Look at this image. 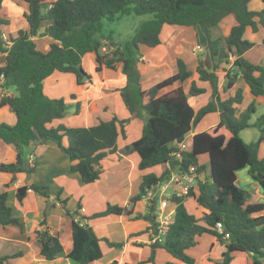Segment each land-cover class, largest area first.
Returning <instances> with one entry per match:
<instances>
[{
	"label": "trees",
	"instance_id": "1",
	"mask_svg": "<svg viewBox=\"0 0 264 264\" xmlns=\"http://www.w3.org/2000/svg\"><path fill=\"white\" fill-rule=\"evenodd\" d=\"M3 1L0 0V7ZM250 1L25 0L27 10L23 16L27 29H18L15 36L10 34L7 37L10 43L3 40L1 31L9 21L0 18V52L5 53V63L0 66V75L4 77L1 85L11 84L15 88L14 94H0V110L5 108L16 116L14 124L0 121V140L13 144L17 157L22 156V148L30 141L53 140L68 158V171L77 173L80 182L85 184L100 178L102 161L115 152L118 137H126L125 125L129 117L141 118V135L126 149L139 155V170L156 165L167 167L158 175L154 172L142 175L138 192L129 199L130 206L146 196L151 187L168 180L172 172L188 173L190 166L194 167L190 173L194 174L197 193L189 187L184 195H171L170 200L175 204L172 222L163 239L151 244L149 257L138 263L156 264L155 249L163 248L173 258L185 264H194L195 260L187 250L197 244V235L208 233L225 247L219 264H230L234 251L248 253L251 264H264V199L255 200L251 189L236 183L237 170L246 167L250 179L264 190V157L258 155L259 145L264 142V112L251 121L256 110L255 101L239 111L243 98L241 88L222 99L218 91L220 76L216 73L217 70L225 71L224 92L232 88L240 75L253 96H264V63H253L243 56L254 45L243 37L245 29L256 32L259 27H264V7L249 9ZM130 14H150L151 17L140 22L124 49L115 45L111 55L103 54L102 42L95 37L101 27V19L113 20ZM229 14L234 16L235 24L227 35L213 37L211 28ZM43 22L46 24L40 31ZM164 25L189 26L195 31L196 43L202 51L195 68L197 81L207 82L211 90L208 102L196 110L189 104L188 98L204 93L206 88L199 86L195 80H191L187 89L183 87V82L191 77L192 71L181 58H176L173 74L148 88L141 85L138 47L140 44L148 47L158 45ZM35 36L51 39L46 50L37 47ZM88 53L94 54V71L101 70L102 66L115 69L116 64L121 63L120 72L126 82L116 90L129 117L120 119L114 114L88 126L53 125L54 120L65 115L66 101L63 97L45 95L43 82L55 72L73 74L77 85L91 81V73L82 66V60ZM231 57L234 58L230 63ZM164 88L170 89L161 92ZM76 96V93L70 94L71 98ZM80 109V101H76L73 113L78 114ZM213 111H219V122L194 133L190 145L178 150L177 143L184 140L204 115ZM249 127L257 129L258 137L246 142L240 131ZM177 150L178 154H174ZM205 153L209 156V166L198 160V156ZM207 169L205 178H200ZM0 171L11 175L5 184L8 186L15 181L17 172L32 173L34 167H24L18 161L0 162ZM28 190L45 198L49 196L46 185L32 181L16 188V201L21 203ZM60 193L59 190L57 198ZM185 197H192L203 207L201 217L197 218L187 210ZM156 198L148 199L143 214H132V207L109 202L103 210L88 216L80 213V202L72 211L65 209L71 219L72 240L66 257L78 264H87L102 257L101 241L109 247L122 246V242L99 237L87 223L91 218L125 214L132 219L149 221V227L155 231ZM7 199V190H0V225L22 227ZM65 201H61L63 206ZM217 222L222 225L221 231L216 228ZM34 232L40 246L39 254L43 258L51 260L63 253L59 235L52 233L47 224L46 209ZM225 233L228 237L224 236ZM19 255L20 251L0 256V264ZM110 264H117V261L113 260ZM161 264L179 263L168 260Z\"/></svg>",
	"mask_w": 264,
	"mask_h": 264
},
{
	"label": "crops",
	"instance_id": "2",
	"mask_svg": "<svg viewBox=\"0 0 264 264\" xmlns=\"http://www.w3.org/2000/svg\"><path fill=\"white\" fill-rule=\"evenodd\" d=\"M254 3H256L257 7L252 10H259L264 7V0H251L248 3V8L251 9L250 5ZM26 10L27 3L25 0H4L0 7V18L7 19L9 24L1 28L2 34L6 37L10 34L15 36L18 29L26 30L27 23L23 16ZM45 24L46 23L44 22L42 23L40 31L43 30ZM234 24L235 18L232 14H229L225 16L216 26L211 28V34L213 37L225 36ZM249 31L250 33L252 32L250 28H246L243 34V37L248 40H250V38L247 37V33ZM260 31H264V27H259L256 32L252 33L256 34ZM185 36L188 37L189 40H186ZM33 38L37 47L42 50H46L48 43L51 40L47 36H35ZM263 38L264 36L258 41H252L254 43L253 47L243 54L246 59L252 61L253 63H264V54L263 56L260 54V56L255 59L249 56L252 48L258 46L259 43L264 44L262 42ZM187 46L189 47L186 48ZM138 51L140 56L138 62L141 74L140 82L143 88H148L158 80L173 74L176 71V58H181L186 62L188 69L192 71L191 77L183 82V87L187 89L191 80H195L199 86L206 88L204 93L189 96V104L194 110H196L208 102L211 96L209 84L207 82L197 81L198 75L195 72V68L199 57H201L200 53H202V51L196 43L195 31L192 27L183 25H164L160 32V43L154 47H148L144 44H140ZM87 57L90 61L94 59V54L88 53L86 58ZM233 58L234 57L230 58V63L233 61ZM4 63L5 53L0 52V66ZM90 65L95 67V61ZM229 66L230 64L227 65V67ZM109 69L110 68L102 66L101 70L95 71L96 75H92L91 81H86L81 85L76 84L74 75L70 73L55 72L51 76L47 77L43 82V91L45 95L51 98L63 97L66 104L70 103L72 100H74V102L80 101L81 105V109L78 114H74L72 110L65 109V115L54 120L52 124L57 125L58 123H64L66 125H71L72 120L78 116H83V121L80 124H83L84 126L95 124L100 118L109 119L114 114H116L120 119L129 117L127 109L122 104L119 92L116 90V88L123 86L126 82L125 76L120 72L121 63H117L116 69ZM216 73L220 76L218 91L219 96L222 99L235 92L237 88L242 89L243 98L239 104V111L245 109L251 101L256 100L257 96L255 97L250 93L249 87L240 75L232 88L229 91L224 92L222 85L224 83L225 71L217 70ZM66 74L69 76L71 83H73L70 84L69 91L67 93L64 92L63 95L61 90L58 89V85L62 79L61 76L66 77ZM107 78H109L110 81H108ZM98 82L102 84H97ZM170 88H164L161 92ZM87 90H90V93L93 95L83 101L80 95L81 93H86ZM2 92L9 94L15 93L9 91V87L6 85L0 87V94ZM71 93H76L77 96L75 98H71ZM115 104H117V109ZM128 120L129 121H127L125 125L126 137H118L115 152L109 154L102 161L101 176L98 180L93 182L83 184L80 182L79 175L77 173H70L68 171V158L60 149H58L55 142L48 138L41 139L40 141H30L22 148L21 158H27L29 160L28 167H34V171L30 173V176H28V172L25 171L17 172L15 175V181L10 183L8 186H5V184L9 182L11 175L0 171V190H7V200L13 208V215L18 217L19 221L22 222V227L13 224L5 226L0 225V256L11 255L19 251L21 252V255L7 259L5 264H78L76 261L66 257V254L71 249L72 240L70 231L71 219L65 213V209H69L70 211L74 210L77 206V202H80L81 204L80 213L85 216H88L93 212L103 210L106 206V202L132 207V214H143L146 211V204L150 198L148 195L136 201L131 206L129 204L130 197L136 194L133 188V182L136 180L137 182L141 181L142 175L149 172H154L158 175L162 172L164 167H167V165H156L142 170L137 168V164L140 159L139 155L136 151L127 150L126 147L130 145L134 139L141 135L143 121L138 117H129ZM219 120V111L207 113L184 138V141L186 140L185 142L189 146L191 143V136L194 133L203 131L217 124ZM0 121L14 124L16 116L14 113L8 112L5 108H3L0 110ZM252 128L249 127L240 131V136L244 141L249 142L258 137V131L249 132ZM130 129L133 130L131 131ZM244 132L248 135L247 139L242 136V133ZM258 155L259 157H264V142H261L259 145ZM17 158V152L14 145L0 140V162L17 161ZM198 160L199 163H204L209 166L208 154L205 153L199 155ZM42 161L44 164L48 162L50 164V166L44 170L47 172L45 178L47 179V183L52 182V184L56 186L57 192L60 190L61 193L59 198H57L53 193H50L48 198H45L33 190H28L22 202H17L15 198V191L18 186L32 181L36 182L43 178V176L37 171L38 168L43 165ZM59 164L62 165L63 169L62 167H59ZM59 168L61 169L59 170ZM208 169L203 175H200V178H205ZM67 174H70L72 178L74 177V179L80 183L77 185L79 189L83 190L88 186H94L97 188L92 191V193H83L81 192L82 190L79 191L76 195L78 196V199L74 207L69 204L70 199L67 196L68 194L62 182V180H68ZM109 177L112 179L109 180ZM236 183L243 188L251 189L255 200L264 199V190L250 179L246 167L237 170ZM184 185L192 187L193 191L197 193V185L194 182V177L191 183H188L186 178L179 177L178 181L168 179L167 183L159 182L157 184L155 192L157 200L164 189L166 190L171 188L173 194H178L182 192ZM149 192H152L151 188L149 189ZM30 197L41 201V208L39 210H35L33 205H28L26 203ZM64 199L66 201L63 206L61 201ZM59 205H61V209L57 210V206ZM184 205L190 213L195 215V217L199 218L202 216L203 207L197 204L192 197H185ZM174 208L175 204L172 201L171 203L167 201L165 207L166 211L172 210L174 212ZM45 209L47 210V224L50 231L54 234H58L63 244V253L51 260H47L39 254L40 246L34 232V230L39 227V222L43 217ZM53 210H56L57 213L52 218L51 212ZM262 215L264 216V210ZM77 216L80 218L79 215ZM62 223L68 224L67 243H64L62 237L60 236ZM87 223L93 228L94 232L99 237L105 236L111 241L123 243L121 247L115 248L109 247L104 241H101L100 247L103 253L102 257L87 264H110L113 260H116L117 264H139V261L147 259L151 254V244L153 243L151 236L153 230L149 227V221L145 219H132L130 216L125 214H109L102 217L88 219ZM196 240L197 244L187 250V253L194 258V264H219L221 253L225 248L224 245L213 235L208 233L197 235ZM232 256L230 264H251L249 254L244 251H234L232 252ZM168 260L176 261L179 264H185L184 262L173 258L163 248L155 249L154 262L156 264H161Z\"/></svg>",
	"mask_w": 264,
	"mask_h": 264
},
{
	"label": "rangeland",
	"instance_id": "3",
	"mask_svg": "<svg viewBox=\"0 0 264 264\" xmlns=\"http://www.w3.org/2000/svg\"><path fill=\"white\" fill-rule=\"evenodd\" d=\"M256 7H257L256 3L250 5L251 9H255ZM149 17H151L150 14H144V15L130 14V15H125V16L119 17V18H115L113 20H108L106 18H102L101 19V27H100L99 31L96 33V35H95V37L97 39L101 40V42H102L101 52L103 54H106V55L109 56V55H111L115 45L116 46H120L121 48L124 49L127 41H129L131 39V37L135 33L137 27L139 26L140 22L142 20H144V19L149 18ZM247 35H248L247 37L250 38V41H258L261 37L264 36V31H260V32H258L256 34H254L252 32L250 33V31H249L247 33ZM185 38H186V40H189L188 37L185 36ZM188 47L189 46H187L186 48H188ZM260 54H262V56L264 54V44H262V43H259L258 46H255L254 48H252L250 53H249V56H251V57H253V59H255L256 57H259ZM92 62H94V59L89 61L88 57H87L84 60H82V66L84 67V69L86 71H88L89 73H91V75L94 76V75H96V72L94 71V67H92L90 65ZM61 78L62 79L60 80V84L58 85V89L61 90V92L64 95V92L67 93L69 91L70 84H72L73 82L71 83V80H70V78H69V76L67 74H66V77L65 76H61ZM107 79H108V81H110L109 78H107ZM97 84H102V83L98 82ZM7 86L9 87V91L15 92V88H14L13 85L8 84ZM82 92H85V91H82ZM87 92L83 93V94L81 93V95H80L81 99L83 101L86 98H90L93 95L92 93H90L91 92L90 90H87ZM254 104H255L256 110H255L254 114L252 115L251 121H253V119H256V117L258 115H260L261 113L264 112V96H257ZM74 105H75V102H74V100H72V101H70V103L66 104V109L73 111ZM115 107H116V109L118 108L117 104H115ZM116 113L118 114L117 111H116ZM82 119H83V116H78L77 118L73 119L72 122H71V126L83 125V124H80L83 121ZM130 130L132 131L133 129H130ZM249 132L250 133L251 132H257V130L255 128H252V129L249 130ZM242 136L245 139H247V137H248L247 133H245V132L242 133ZM47 159L50 161V159L48 157H47ZM42 164L43 165L40 168H38L37 171H38L39 174H41L43 176V178H41L39 180L40 182L39 181H36V182L39 183V184L46 185L49 194L53 193V194L56 195L57 194L56 186L54 184H52V182H48L47 183V179L45 178V175H46L47 172L44 171V170H46L50 166V164H49V162L44 164L43 161H42ZM59 167H62V165L59 164ZM60 169L61 168H59V170ZM62 169H63V167H62ZM67 176H68V180L67 181L62 180V182H63V185L65 186V190H66V192L68 194L67 196L70 199L69 200V204L72 207H74L76 202H77V199H78V196H76V195L82 189H79V187L77 185H79L80 183H78L76 181V179H74V177L72 178L70 174H67ZM110 179H112V178L109 177V180ZM140 182L141 181L137 182V180L133 182V188H134V191L136 193L138 192V186H139ZM163 183H167V180L166 179L163 180ZM96 189L97 188L94 187V186H88V187L84 188L81 192H83V193L91 192L92 193V191H94ZM156 189H157V185L151 187V191H152L151 194L152 195H150V196H153V195H154V197L157 196L155 194ZM172 194H173V191H172L171 188H168L166 190L164 189L162 191V194L159 196V198L157 200V203H159V200L161 198H164V199H166L167 201H169L171 203L170 197H171ZM41 199L44 200L43 198H41ZM74 199H75V201H74ZM26 203L28 205H33V208L35 210L36 209L39 210L41 208V201L39 199L35 200V199H32L30 197V199H28L26 201ZM104 206H105V204H104ZM57 208H58L57 210H60L61 209V205L57 206ZM50 211H51V209H50ZM56 213H57V211L53 210L51 212V214H52L51 217L53 218ZM60 236L62 237L64 243H67V241H68V224H66V223H62L61 224Z\"/></svg>",
	"mask_w": 264,
	"mask_h": 264
},
{
	"label": "built area",
	"instance_id": "4",
	"mask_svg": "<svg viewBox=\"0 0 264 264\" xmlns=\"http://www.w3.org/2000/svg\"><path fill=\"white\" fill-rule=\"evenodd\" d=\"M2 38L7 43H10L8 41V38L4 34H2ZM3 82H4V77H3V75H0V87H2L1 84H3ZM177 147H178V150L179 149H185V148L188 147V145L183 140V141L177 143ZM178 150L175 151L174 154H178ZM193 170H194V167L190 166L188 173L179 174V173H176V172H172V174H171L169 179L170 180H174V181H178L179 177H183V178H186L188 183H191L192 179L194 177V174H192L190 172H192ZM188 188H189L188 185H184L183 189H182V192H180L178 194H175V195L179 196V195L186 194ZM147 195L149 197H151V198L154 197V195L150 196L152 194H151V192H149V190L147 192ZM166 204H167V200L166 199H160L159 203H157V205H156V207H157L156 227H155V231L152 232V236H151L152 242H160L163 239V236L165 235L170 223L172 222V217H173V213L174 212L172 210L166 211V209H165ZM216 228L219 231L222 230V225H221L220 222L216 223ZM224 236L228 237V233H225Z\"/></svg>",
	"mask_w": 264,
	"mask_h": 264
},
{
	"label": "water",
	"instance_id": "5",
	"mask_svg": "<svg viewBox=\"0 0 264 264\" xmlns=\"http://www.w3.org/2000/svg\"><path fill=\"white\" fill-rule=\"evenodd\" d=\"M18 162H21L23 164L24 167H28L29 166V160L27 158H21L18 157L17 158ZM28 176H30V172L27 173ZM77 219H79V217L77 216Z\"/></svg>",
	"mask_w": 264,
	"mask_h": 264
}]
</instances>
